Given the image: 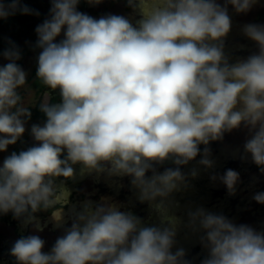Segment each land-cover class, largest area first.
I'll return each instance as SVG.
<instances>
[{"label": "clouds", "instance_id": "1", "mask_svg": "<svg viewBox=\"0 0 264 264\" xmlns=\"http://www.w3.org/2000/svg\"><path fill=\"white\" fill-rule=\"evenodd\" d=\"M79 2L51 0L50 19L35 29L37 78L58 89L61 102L49 103L44 93L39 107L46 121L31 127L38 145L12 152L0 166V214L11 212L39 232L34 213L55 209L59 226L70 192L54 179L74 178L73 165L80 164L81 175L132 177L140 201L154 206L167 226H142L114 204L87 201L50 252L33 234L17 239L10 255L18 264H185L183 249L171 251L178 219L166 204L185 184L179 166L200 154L199 145L243 124L252 133L244 151L264 172V26H244L259 49L246 59L230 64L222 43L231 29L227 5L245 13L257 0H225L224 6L217 0H126L141 16L136 26L122 15L93 18L77 10ZM17 11L32 12L20 0H0V19ZM2 55L8 63L0 66V151H6L25 133L31 112L18 91L27 80L16 63L20 52L12 47ZM209 155L206 147L199 163L211 168ZM169 160L177 167L156 171L154 165ZM220 179L234 194L239 174L228 169ZM254 199L264 204V193ZM189 215L205 232L202 264H264V233L203 208Z\"/></svg>", "mask_w": 264, "mask_h": 264}, {"label": "rangeland", "instance_id": "2", "mask_svg": "<svg viewBox=\"0 0 264 264\" xmlns=\"http://www.w3.org/2000/svg\"><path fill=\"white\" fill-rule=\"evenodd\" d=\"M9 2L10 0L6 3ZM217 2L221 6L225 5V0H217ZM34 5L43 13L38 14L39 18L33 21V27L29 28L28 36L20 42L23 46H35L32 53L27 56L28 66L38 58L41 51L36 47L38 36L35 29L45 20L50 19L52 7L51 0H37ZM77 10L96 19L108 15H122L128 18L134 26L141 19L138 12L128 7L126 0H102L100 4L96 5L89 4L87 0L86 8L83 9L78 4ZM227 11L231 19V29L222 38L223 52L229 63L233 64L258 53V45L244 34L243 29L248 24L264 26V0H257L245 13H237L231 4L227 5ZM0 33L3 34V37L8 34L5 30ZM61 39H63V32L57 37V42ZM4 61L6 59L3 57L1 63ZM251 135L250 130L241 124L238 129L225 132L221 140L210 141L208 145H199L200 154L187 165L179 166L182 173L185 174V184L170 194L166 204L169 208V215H174L178 219L171 251L175 253L178 249H183L185 264H202V261L208 257V249L202 239L205 232L199 227L198 222L193 225L190 221L189 214L199 208L213 214L223 215L236 225H248L255 231L264 233V204L258 203L254 199L257 193H264V172L252 161L251 155L244 151V144ZM206 147L210 152L208 158L213 161L211 168L199 163ZM176 167L177 165H173L170 168ZM81 168L82 166L78 167V175L85 179L86 183H91L92 178L101 175V173L95 172L81 175ZM193 169L197 171L195 177L191 175ZM228 169L239 174L234 194H229L220 179ZM164 170L156 167V171L159 173ZM105 175V178L110 179L111 177L112 179V176L106 172ZM146 175L150 177L152 172L149 171ZM212 177H216V179ZM131 180L130 176H122L121 183L115 182L111 193L102 196L100 202L96 203L92 195L87 196L85 202L91 201L94 207L103 203L114 204L120 211L131 213L140 218L142 226L161 228L167 226L154 206L147 201H140L139 190L132 185ZM120 185L122 190L118 191ZM157 202H159V198Z\"/></svg>", "mask_w": 264, "mask_h": 264}, {"label": "flooded vegetation", "instance_id": "3", "mask_svg": "<svg viewBox=\"0 0 264 264\" xmlns=\"http://www.w3.org/2000/svg\"><path fill=\"white\" fill-rule=\"evenodd\" d=\"M9 0H4L6 3ZM37 0H20V7L27 6L32 10L30 14H23L22 21H15L8 25H4V28H0V32L5 30L8 32L7 35L3 37L0 33V66L5 65L8 61L1 63L3 58L2 53L14 47L20 52V59L16 63L27 73L26 85L18 89L22 102L27 106L31 112V118L26 120L25 123V133L14 145H9L6 151H0V166H2L4 159L9 156L12 152L19 153L20 151L27 150L32 146H37L38 142L34 140L31 135V127L34 124L43 125L46 121V116L40 111V104L43 102L44 93L47 92L50 95L49 103H59L61 102V97L59 90H51L41 84L37 78L36 72L38 67V58L35 59L30 66L27 65V56L32 53V49L35 46H23L21 45V40L26 38L29 34V28L33 27V21L39 18L38 14L43 12L34 5ZM87 0H80L79 4L81 8H86ZM38 13V14H37ZM25 26L24 28L22 26ZM28 27V28H27ZM66 155V152L64 153ZM63 158V157H61ZM173 164L171 160L166 161L163 165H154L156 168L167 169L172 167ZM82 165H73L74 168V178L65 179L63 177H57L54 179V183L59 188L61 185L70 192L69 200L66 205L63 206V216L65 217L62 223L57 226V223L52 219V211L41 210L34 215L38 219L40 225L42 226V231H35L34 225L24 226L22 220L14 218L11 212L7 214H0V264H18L15 257L10 255V249L13 247L15 241L21 237H27L29 235H39L41 239L45 241V246L43 251L45 253L50 252L56 239L64 235L66 228H69L73 222L74 211L79 212L83 209L86 197L92 195L95 202H100L102 196L111 193L115 182L122 181V176H112L105 178V173H101L100 176L92 178L91 183H86L85 179L78 175V167ZM103 174V175H102ZM85 183V186H83ZM121 185L118 191H121ZM59 207V206H57ZM200 264V263H198Z\"/></svg>", "mask_w": 264, "mask_h": 264}, {"label": "trees", "instance_id": "4", "mask_svg": "<svg viewBox=\"0 0 264 264\" xmlns=\"http://www.w3.org/2000/svg\"><path fill=\"white\" fill-rule=\"evenodd\" d=\"M23 19H24L23 13L20 11H17L14 15H10L5 19H0V28H4V25H8L17 20L22 21Z\"/></svg>", "mask_w": 264, "mask_h": 264}]
</instances>
